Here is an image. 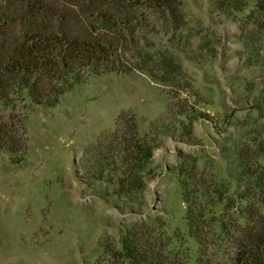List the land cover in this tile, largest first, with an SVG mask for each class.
Segmentation results:
<instances>
[{
	"label": "trees",
	"instance_id": "trees-1",
	"mask_svg": "<svg viewBox=\"0 0 264 264\" xmlns=\"http://www.w3.org/2000/svg\"><path fill=\"white\" fill-rule=\"evenodd\" d=\"M188 1L0 0V153L15 165L24 160L18 103L28 99L54 108L91 76L142 73L168 85L174 99L187 91L178 54L192 58ZM211 1L227 16L248 10L241 32L247 46L255 41L264 52V0ZM262 88L256 109L264 105V73ZM185 110L169 103L165 118L147 134L139 132L135 114L121 113L115 132L83 154L87 187L136 214L159 147L157 129L166 133V120ZM178 124V136L190 141L192 124ZM255 142V149L235 146L223 153L236 183L245 188L240 193L229 195L205 178L195 160L177 167L194 252L155 219L125 227L117 241H107L96 264H264V144Z\"/></svg>",
	"mask_w": 264,
	"mask_h": 264
},
{
	"label": "rangeland",
	"instance_id": "rangeland-1",
	"mask_svg": "<svg viewBox=\"0 0 264 264\" xmlns=\"http://www.w3.org/2000/svg\"><path fill=\"white\" fill-rule=\"evenodd\" d=\"M185 9L192 58L178 54L188 89L176 99L145 74L108 73L75 86L54 108L18 103L27 149L17 165L0 153V264H96L125 227L155 219L194 252L176 170L188 159L229 195L244 191L223 153L255 149L258 139L264 144V105L254 104L263 89L264 52L255 41L247 46L241 32L248 10L227 16L211 0H190ZM169 103L187 110L166 120V133L157 129L159 147L136 214L90 190L83 154L115 132L124 112L137 116L140 133L153 132ZM179 121L192 124L190 141L178 136Z\"/></svg>",
	"mask_w": 264,
	"mask_h": 264
}]
</instances>
